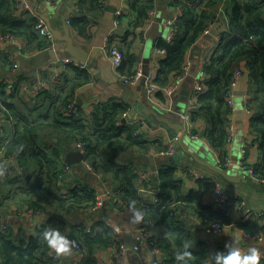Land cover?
Masks as SVG:
<instances>
[{
  "label": "trees",
  "instance_id": "16d2710c",
  "mask_svg": "<svg viewBox=\"0 0 264 264\" xmlns=\"http://www.w3.org/2000/svg\"><path fill=\"white\" fill-rule=\"evenodd\" d=\"M102 1L80 0L79 4L83 9L87 2L96 9H103ZM222 1L225 0H174L181 15L175 24V37L170 41L159 39L157 42V48L165 50L166 55L154 79L156 84L166 86L172 76L184 69L192 46L210 29L214 11ZM226 2L230 28L221 34L218 47L203 69L206 74L203 91L196 94L197 108L192 111L191 120H203L207 124L205 138L217 150L224 149L230 124L222 113L226 105L224 92L229 86L235 63L248 58L250 75L258 86L255 100L249 101L248 105L249 110L255 111L250 120L249 134L260 141L261 150L254 173L264 177V0ZM15 4V0H0V37L12 34L44 50L49 43L40 34L39 16L31 12L18 16ZM128 6L138 18L132 25L133 30L127 33L125 47L116 45L124 55L119 67L122 73L126 64L133 65L135 61L131 51L138 36L134 28L144 27L150 19V11L155 9L153 0H128ZM89 21L84 15L75 16L71 26L83 32ZM130 35H136V38L128 42ZM110 43L114 45V36ZM9 57L0 52V67L9 61ZM80 76L82 78L76 86L89 79L85 73ZM68 94L56 97L59 103L40 121H26L22 108L0 96V122L5 118L14 126L12 139L0 144V157L18 158L23 169V173L9 184L7 196L0 199L7 204L3 202L0 207L6 211L11 206L43 211L48 218L34 236L14 234L10 228L6 232L0 230V264H59L51 256L52 247L46 236L50 231H58L68 239H77L82 248L79 252L84 256L83 264H100V251L112 252L119 248L117 234L105 221H98L89 231V223L85 219L88 213L93 212L97 190L86 182L88 176L80 175L70 187L64 185L68 173L65 172L67 165L63 163L64 154L75 145L77 147L78 143H82L86 150L85 161L91 165L92 172L101 175L106 189L115 195L104 202L119 209L138 206L140 215L154 222L148 234L165 258L160 264H224L221 257L227 256L231 250L199 240L189 223L180 218L179 212L185 209L196 213L207 225L231 224L232 216L203 204L202 192H185L178 167L173 164H164L158 175L152 176L151 182L145 185L148 190H158L155 203H148V192L141 190L132 164L123 163L119 156L136 146L148 148L150 144L135 134L138 129L135 123L123 121L129 106L119 102L110 108L97 107L92 119L85 121L80 114L66 112L72 99ZM158 96L165 100L163 93ZM49 127L57 130V142L52 136L44 139V129ZM207 188L210 189L211 185ZM145 203L149 205L144 206ZM252 232L264 234V229ZM261 264H264L262 259Z\"/></svg>",
  "mask_w": 264,
  "mask_h": 264
},
{
  "label": "crops",
  "instance_id": "0c3cea01",
  "mask_svg": "<svg viewBox=\"0 0 264 264\" xmlns=\"http://www.w3.org/2000/svg\"><path fill=\"white\" fill-rule=\"evenodd\" d=\"M29 1L35 14H44L50 18L54 29L64 32L63 22L66 21L75 43L88 52V58L84 64L79 62L71 54L62 51L65 43L60 41L54 51L40 49L35 44H29L23 38H20V49L10 42L0 40L2 55H15L16 62L19 64V67L15 69L11 62L6 61L0 67V96L22 108L26 121L44 119L51 113L53 106L59 103V98L56 97L65 96L68 93L72 98L70 104L74 100L77 102L79 108L77 115L80 114V117L85 121L92 119L97 107L110 108L115 103H126L129 110L126 116H123V121L135 123L138 126L136 131L140 130L138 135L143 141H148L150 144L148 148L136 146L126 154L122 153L119 155L120 161L130 162L132 168L133 166L148 168L152 173H158L164 164L177 166L179 179L184 183L185 192H202L203 204L215 210L227 212L233 219L231 224H224L220 233H215L210 225L203 223L198 218L196 213L182 209L179 212L180 218L189 223L199 240L209 242L214 247H228L231 251L239 248L241 252L247 253L253 246L264 251V239L245 237L246 233L256 235L252 230L264 229V177H259L255 173L252 175L240 166L241 161L245 159L255 168V164L258 163L261 156L260 141L249 134L250 120L255 111L249 110L248 105L249 101L255 100L258 86L250 75L248 58L239 59L233 68V73L238 70L242 71V77L234 91L235 110L231 111L227 105L222 109L223 117L227 118L230 123H235L232 141H227L230 133L228 126L226 145L223 150H217L205 138L207 124L203 120L197 122L191 120V113L197 108L196 78L202 77L206 63L218 47L221 34L230 28L226 0L222 1L215 9L213 26L192 46L188 55L190 71L187 77L179 82L177 78L179 74L172 76L166 86H159L154 82L161 61L165 58V55L158 52L157 42L159 39L168 40L170 37L172 28L168 26V22L172 20L171 14H175L174 19L181 15L180 8L173 3L174 0H153L155 9L150 11V19L147 24L141 28L137 27V30L134 28L138 36L131 51L135 55V61L133 65L126 64L123 73L119 71V67H115L105 48V40H110L114 36L115 43L113 44L125 47L127 33L129 30H133L132 25L138 18V15L128 6V0H103V9H96L89 2L83 9L79 4L80 0ZM111 8H115L116 11L113 12L110 10ZM17 12L18 16L23 14L22 11ZM82 15L88 17L90 21L85 25L83 32H80L71 26V21L75 16ZM117 19L119 25H116ZM39 20L42 27L48 28L40 16ZM213 28L217 30V35L211 33ZM132 38H136V35H130L128 42L132 41ZM67 57L72 59V63L63 64L59 61V59ZM139 69H142L146 76L145 81H141L143 76L136 83H127L125 78L130 77V72L136 73ZM84 73L89 76V79L76 86L75 84L82 78L80 75ZM21 76L25 79H21ZM24 82L27 83L26 89L23 87ZM149 83L156 85V90L151 96L148 94ZM170 88L172 89L171 94L167 92ZM238 92H243V95H238ZM162 93L165 100H161L158 96ZM136 101H142L144 106L155 109L163 117L170 118L171 125L177 129L179 121L182 120L186 135L180 143L179 150L174 148V141L170 140L167 134V131H176L178 134V130L165 124L167 130L158 122L150 127L145 118L140 116V113L135 112L132 116ZM242 110H244L243 120L240 119L243 114ZM139 112L145 113L143 110H139ZM177 114H180L182 119ZM2 120L0 122V144H6L14 135V126L9 120L5 118ZM140 120L144 121L143 126L139 124ZM56 131L54 127L45 128L44 139H50L49 137L52 136L57 142L59 138L55 134ZM170 146L175 151L172 154H163ZM70 150L80 151L76 145ZM177 154L181 158L179 164L176 163ZM226 158L231 161V164L220 165L218 160ZM17 159L12 158L8 166L0 171V199L7 196L10 191L9 184H12V181L23 173L22 165L19 170L14 164ZM63 163L71 168L64 178V185L72 186L78 181L77 178L80 175H86L88 176L86 182L97 190V194L106 192L107 189L101 181L102 178L93 173L91 168L89 169V163L85 160L71 165L67 164L65 160ZM209 165L221 167L233 177H237L238 180H228L215 172ZM187 168L203 175L204 178L196 179L189 176L185 171ZM81 171H87V173ZM152 176L156 177L153 174ZM207 185H211V188L208 189ZM220 194H225L230 199L221 204L219 202ZM146 195L149 199L148 203L154 204L157 196L154 198L150 192ZM3 202L4 200H0V204ZM4 203L7 204L6 201ZM27 209L11 206L6 211L4 207H0V226L7 225L14 234H26L28 237L36 235L48 219L47 215L40 211L34 216H29L26 214ZM247 209L251 212L248 213ZM140 210L141 208L137 212H133L128 209L113 208L104 202L102 207L88 213L87 219H84L89 223V231L98 221L107 223L109 220L118 224L124 231L122 236L117 235L119 242L125 243L127 234L135 235L136 238L143 219ZM259 235L264 238V234ZM104 252L110 251L99 252V263ZM83 259V253L77 252L71 247L70 254H61L59 264H83ZM164 259L161 251L152 253L144 249L137 252L131 248L117 264H160ZM261 259L264 260V256Z\"/></svg>",
  "mask_w": 264,
  "mask_h": 264
},
{
  "label": "built area",
  "instance_id": "2783aa9c",
  "mask_svg": "<svg viewBox=\"0 0 264 264\" xmlns=\"http://www.w3.org/2000/svg\"><path fill=\"white\" fill-rule=\"evenodd\" d=\"M16 4H15V8L17 11H22V12H31L34 13V9L32 8V4L29 0H15ZM120 15V14H119ZM178 18H175L174 20H171L168 22V26L172 28V31L170 33V37L168 38V41H170L172 38L175 37L176 35V28H175V24L178 21ZM215 23V20H212L210 28L213 26V24ZM116 25H119V20H116ZM40 33L42 34V36L48 41L49 45L48 47H46L44 50H56L57 49V44L59 41L56 40L53 32L51 30H49L47 27H40ZM0 40H2L3 42H10L12 43L14 46L18 47V49H20L21 44H20V38H17L15 36H13L12 34H7L4 36L0 37ZM105 48L107 49L109 55L111 56L113 63L115 65V67H120L122 65L123 62V52L121 51V49L116 46V45H112L110 43V40L107 39L105 40ZM158 52L160 54L166 55V51L163 49H158ZM9 61L13 64V67L15 69H17L19 67V64L16 62V58L15 55H10L9 57ZM59 61H61L63 64H69L72 63V59L67 57L64 59H59ZM190 71V63L188 62L186 64V66L184 67V69L179 73L178 75V81L182 82L187 75L189 74ZM144 76V73L142 71V69L137 70V72L130 76L125 78V81L129 84H133L138 82L142 77ZM206 76V74L203 72L202 77L200 78H196V83H195V93L198 94L200 92L203 91V79ZM242 77V71L238 70L236 72L233 73L232 78L230 80L229 86L226 88L225 92H224V98L226 100V105L230 108L231 111H234V107H235V94L234 91L238 86V82L239 79ZM23 87L24 89L27 88V83H23ZM156 90V85L153 83H149L148 86V94L149 96H151L154 91ZM167 92L169 94L172 93V89H168ZM67 113L72 114V115H77L79 113V108L77 106V102L74 100L69 107L66 110ZM127 113L124 114V116H126ZM139 124L143 126L144 121L140 120ZM235 130V123L231 122L229 125V136L227 141L231 142L232 138H233V132ZM140 133V130L136 131V135H138ZM198 137V136H195ZM78 149L82 150L84 155L86 154V150L83 146L82 143H78L77 144ZM174 148L172 146H170V148L167 150V152H163V154H172L174 152ZM12 159H7L4 157H0V171L4 168H6L9 164V162H11ZM220 165H230L231 161L226 158V159H219L218 160ZM241 167H243L245 170H248L252 175H254V165L250 164L247 160L243 159L241 161L240 164ZM89 169L91 168V165L88 164ZM71 168L67 165L65 167V172H70ZM133 174L135 175V177L137 178V180L140 183L141 186V190L143 192H150L154 195V198L156 196V193L158 191H152V190H148L145 185L149 184L151 182V177H152V171H150L148 168H143V167H139V166H133L132 168ZM186 173L189 176H193L196 179H203L204 176L201 174L196 173L194 170H192L191 168H187L185 169ZM99 177L102 178L101 175H99ZM114 193L111 192L110 190H106V192L104 194H97L96 196V203L95 206L93 208V210H97L98 208L102 207L104 204L105 199H113L114 197ZM236 197V196H235ZM230 199V197H228L225 194H220L219 196V202L221 204H224L225 202H227ZM144 206L149 205L148 203L143 204ZM128 210L133 211V212H137L140 207L138 206H129L126 207ZM40 211H36L34 209H27L26 210V214H28L29 216H34L35 214L39 213ZM247 212L250 213L251 211L249 209H247ZM154 222L150 219H146L143 217L140 226L138 228L137 234H136V238H135V245L133 246V250L140 252L144 249L149 250L152 253H158L160 252L159 249H157V247L155 246L154 242L150 240L149 238V229L150 226H152ZM107 224L109 226H111L115 233L118 236H122L124 234L123 229L118 225L113 223L112 221H107ZM210 228L215 232V233H220L223 226L220 223H214L212 225H210ZM0 230L2 232H6L8 231V226L7 225H1L0 226ZM246 238H255L257 240H263V236L256 234V235H251L249 233L245 234ZM71 242V247L74 248L77 252L82 251L81 245L79 244L78 240L73 238V239H68ZM129 249L126 247V244L124 242L120 241L119 244V248L115 251L112 252H104V255H102V260L100 261V264H117L118 261L127 253ZM51 256L53 257V259L56 262L60 261L61 255H57L55 249L52 248L51 251Z\"/></svg>",
  "mask_w": 264,
  "mask_h": 264
},
{
  "label": "water",
  "instance_id": "95a60500",
  "mask_svg": "<svg viewBox=\"0 0 264 264\" xmlns=\"http://www.w3.org/2000/svg\"><path fill=\"white\" fill-rule=\"evenodd\" d=\"M110 10H112L113 12L116 11L115 8H111ZM37 15L40 16L46 22L49 30H51L53 32L56 40L65 43V47L63 48L62 51L71 54L79 62H81L83 64L86 63L87 58H88V52L75 43L74 38L71 35L70 28H69L66 21L63 22L64 32H61V31L56 30L52 27L51 22H50V18L46 17V15L39 14V13H37ZM174 17H175V14H171L172 20L174 19ZM211 33L214 35H217V30L215 28H213L211 30ZM145 79H146V76H144L141 79V81L142 80L145 81ZM237 94L243 95V92H238ZM134 105H135L134 106L135 109L133 110L132 116L135 114V112L140 113V116L143 119L145 118V121L148 124V126H150V127L154 126L155 122L162 124L164 126V128L167 130H168V128L165 127V124L170 126V127L172 126L171 122H170L171 121L170 118L163 117L155 109L144 106V102L136 101V102H134ZM175 109H176V107H175ZM139 110H141V111L143 110L145 113L143 114V113L139 112ZM242 113L243 114H241V117H240L241 120L244 119V110H242ZM177 115H179L180 119H182L180 114H177ZM129 121H131V119H129ZM173 128L175 130H178V134H176L177 133L176 131L175 132L167 131L168 132L167 134L169 136V139L174 141V144H173L174 148L179 150L180 143H182V140L186 135L185 125L183 124V122L181 120V121H179V128L178 129L176 127H173ZM177 137H178V139H176ZM180 159H181L180 156L177 154V159H176L177 164H179ZM64 160L69 165L81 163L85 160V155H84L83 151H81V150L80 151L69 150L64 154ZM14 164L19 170H21V164H20V161L18 159L15 160ZM209 166L215 172L221 174L222 176H224L228 180H231V181L238 180L237 177H233V175L229 174L226 170L222 169L221 167H219L217 165L216 166L215 165H209ZM153 175L157 176L158 173L154 172ZM125 239H126V241H125L126 247L128 249L133 248V246L135 245V235L133 236V235L127 234V235H125Z\"/></svg>",
  "mask_w": 264,
  "mask_h": 264
},
{
  "label": "clouds",
  "instance_id": "9594fccd",
  "mask_svg": "<svg viewBox=\"0 0 264 264\" xmlns=\"http://www.w3.org/2000/svg\"><path fill=\"white\" fill-rule=\"evenodd\" d=\"M49 245L55 249L57 255L70 254L71 242L58 231L46 232ZM264 251L258 247H251L247 253L241 252L239 248L231 251L227 256L221 257L224 264H261Z\"/></svg>",
  "mask_w": 264,
  "mask_h": 264
},
{
  "label": "rangeland",
  "instance_id": "374dc122",
  "mask_svg": "<svg viewBox=\"0 0 264 264\" xmlns=\"http://www.w3.org/2000/svg\"><path fill=\"white\" fill-rule=\"evenodd\" d=\"M36 15H37V13H36Z\"/></svg>",
  "mask_w": 264,
  "mask_h": 264
}]
</instances>
